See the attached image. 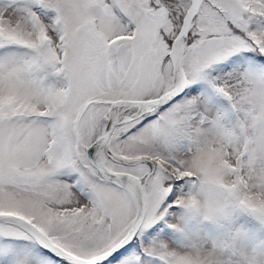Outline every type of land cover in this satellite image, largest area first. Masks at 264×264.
I'll use <instances>...</instances> for the list:
<instances>
[{"label":"snow or ice","instance_id":"1","mask_svg":"<svg viewBox=\"0 0 264 264\" xmlns=\"http://www.w3.org/2000/svg\"><path fill=\"white\" fill-rule=\"evenodd\" d=\"M264 0H0V264H257Z\"/></svg>","mask_w":264,"mask_h":264},{"label":"rangeland","instance_id":"2","mask_svg":"<svg viewBox=\"0 0 264 264\" xmlns=\"http://www.w3.org/2000/svg\"><path fill=\"white\" fill-rule=\"evenodd\" d=\"M236 219L246 234L243 241L246 251L257 261V264H264V228L244 215H239Z\"/></svg>","mask_w":264,"mask_h":264}]
</instances>
